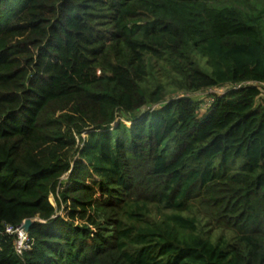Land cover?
<instances>
[{
  "label": "trees",
  "instance_id": "16d2710c",
  "mask_svg": "<svg viewBox=\"0 0 264 264\" xmlns=\"http://www.w3.org/2000/svg\"><path fill=\"white\" fill-rule=\"evenodd\" d=\"M258 82L264 0H0V264H264Z\"/></svg>",
  "mask_w": 264,
  "mask_h": 264
},
{
  "label": "rangeland",
  "instance_id": "374dc122",
  "mask_svg": "<svg viewBox=\"0 0 264 264\" xmlns=\"http://www.w3.org/2000/svg\"><path fill=\"white\" fill-rule=\"evenodd\" d=\"M224 89H225V86H212V87L202 88L200 90L194 91L192 93H187V94L191 95L195 100L200 101V109L198 111V115L200 116L204 112L206 107L208 106V104H209V102H210V100L212 98V94H220L221 92H223ZM182 94H184V92H181V91H177L176 92V91H174V92L171 93V96L182 95ZM259 97L261 99L264 98V88L262 89L261 94H260ZM154 106H156V105H154ZM87 132H88V130H84L81 133V136L85 137ZM74 136L76 138V144L74 146V149L72 151H70L71 163L73 162L74 158H77V156L79 154V152H78L79 147L82 144V140H79L78 135L74 133ZM68 171L61 176V180L62 181L66 179L64 176L68 173ZM49 199H50L51 202H53L55 204L54 198H53L52 195L49 196ZM64 206H65L64 204L60 205L58 213L64 214L66 212V210L64 211Z\"/></svg>",
  "mask_w": 264,
  "mask_h": 264
},
{
  "label": "built area",
  "instance_id": "2783aa9c",
  "mask_svg": "<svg viewBox=\"0 0 264 264\" xmlns=\"http://www.w3.org/2000/svg\"><path fill=\"white\" fill-rule=\"evenodd\" d=\"M259 88L263 89L264 88V83L258 82L256 83ZM225 89L223 90V92H221L220 94H223L225 91H227L230 88V85L226 84L224 85ZM241 86V83L236 84L235 86H233V88L235 87H239ZM261 94V93H260ZM6 231L9 233H15L16 234V239H15V248L16 251L20 254L22 253V250L26 247H28V235L27 232H24L21 229V226H17L16 228L12 229L10 226H7Z\"/></svg>",
  "mask_w": 264,
  "mask_h": 264
},
{
  "label": "water",
  "instance_id": "95a60500",
  "mask_svg": "<svg viewBox=\"0 0 264 264\" xmlns=\"http://www.w3.org/2000/svg\"><path fill=\"white\" fill-rule=\"evenodd\" d=\"M32 219H30V218H26L21 224H20V226H21V229L24 231V232H28V230H29V227H30V225L32 224Z\"/></svg>",
  "mask_w": 264,
  "mask_h": 264
}]
</instances>
